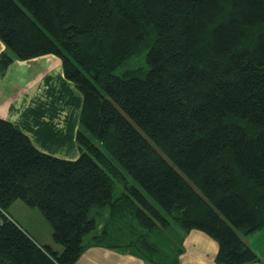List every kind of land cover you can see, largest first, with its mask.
<instances>
[{
	"label": "trees",
	"instance_id": "obj_1",
	"mask_svg": "<svg viewBox=\"0 0 264 264\" xmlns=\"http://www.w3.org/2000/svg\"><path fill=\"white\" fill-rule=\"evenodd\" d=\"M0 39V77L53 53L84 95L76 158L0 117V264H76L91 245L180 264L192 229L219 263L260 262L264 0H0ZM17 199L63 249L14 218Z\"/></svg>",
	"mask_w": 264,
	"mask_h": 264
},
{
	"label": "crops",
	"instance_id": "obj_2",
	"mask_svg": "<svg viewBox=\"0 0 264 264\" xmlns=\"http://www.w3.org/2000/svg\"><path fill=\"white\" fill-rule=\"evenodd\" d=\"M5 47L0 39V54ZM83 101L81 90L66 77L62 59L53 53L16 59L0 77V117L19 125L39 149L59 157L80 153L76 135ZM246 239L264 264V227ZM184 246L180 264H226L217 261V239L203 230L188 231ZM76 264L150 263L128 250L91 245Z\"/></svg>",
	"mask_w": 264,
	"mask_h": 264
},
{
	"label": "rangeland",
	"instance_id": "obj_3",
	"mask_svg": "<svg viewBox=\"0 0 264 264\" xmlns=\"http://www.w3.org/2000/svg\"><path fill=\"white\" fill-rule=\"evenodd\" d=\"M98 144L100 145V142H98ZM131 181L136 183L133 178H131ZM9 211L14 216V218H16L17 221L27 229V231L31 235L36 237L38 242L42 244L51 243L57 249H63V245L56 242L53 237V226L51 222L45 217L38 206L28 205L23 200L17 199L10 206ZM99 216L100 215L97 216L98 222L100 220V222L105 220L104 216ZM89 237L90 235H87L85 237V240Z\"/></svg>",
	"mask_w": 264,
	"mask_h": 264
},
{
	"label": "built area",
	"instance_id": "obj_4",
	"mask_svg": "<svg viewBox=\"0 0 264 264\" xmlns=\"http://www.w3.org/2000/svg\"><path fill=\"white\" fill-rule=\"evenodd\" d=\"M4 215L9 216L6 210L0 206V224L2 223L4 219Z\"/></svg>",
	"mask_w": 264,
	"mask_h": 264
}]
</instances>
